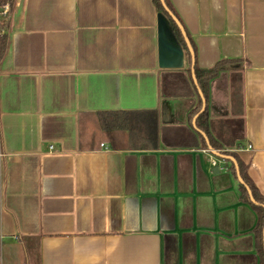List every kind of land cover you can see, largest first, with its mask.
Listing matches in <instances>:
<instances>
[{
  "label": "crops",
  "instance_id": "1",
  "mask_svg": "<svg viewBox=\"0 0 264 264\" xmlns=\"http://www.w3.org/2000/svg\"><path fill=\"white\" fill-rule=\"evenodd\" d=\"M8 3L0 264H261L234 164L190 113L192 66L235 62L202 95L207 132L264 198V0H164L192 50L179 68L158 65L152 0ZM152 110L156 143L104 133L96 116Z\"/></svg>",
  "mask_w": 264,
  "mask_h": 264
},
{
  "label": "trees",
  "instance_id": "2",
  "mask_svg": "<svg viewBox=\"0 0 264 264\" xmlns=\"http://www.w3.org/2000/svg\"><path fill=\"white\" fill-rule=\"evenodd\" d=\"M6 0H0V6L5 2ZM9 1V0H8ZM153 4L158 12L166 16L168 20L169 28L176 39L177 43L185 47V44L183 42V39L179 33L178 28L174 24V22L169 18L167 13L164 11L161 3L159 0H152ZM7 42H8V36L7 34L0 35V62L3 59L6 49H7ZM233 61H220L217 64H215L212 68L208 70H198L194 69V75L195 79L197 81L198 89L201 91L204 99L207 97L208 93V84L211 80L216 78L220 72L225 70L228 66L231 64H234ZM206 101V100H205ZM201 108V100H197V106L196 108L191 111L190 113V119L198 113V111ZM97 121L99 128L104 133H109L112 131H126L130 135L135 136L137 138H140L141 141H146L150 143H156L157 137H158V114L155 110L152 111H106V112H97ZM207 111L206 109L198 116L195 126L198 130L204 132L206 136H208V141L210 144V147L213 150L218 151V146L211 140V138L208 135L207 132ZM80 135H83V131H80ZM80 136V137H81ZM203 146H205V143L203 142ZM221 154H224L226 156H231L235 159L236 164L238 166L239 175L242 179L243 183L249 191L251 192V195L255 201L256 204H253L249 200L248 193L243 185H239V193H240V199L242 202L247 204L255 213L257 216V223H256V234L258 237L259 243H262V230L264 228V198L260 196L254 187V185L249 180L247 174H246V168L244 165L237 159V157L233 153L229 152H220ZM230 171L233 176H235V171L233 168V165L230 166ZM261 264H264V256L262 253L261 248Z\"/></svg>",
  "mask_w": 264,
  "mask_h": 264
},
{
  "label": "water",
  "instance_id": "3",
  "mask_svg": "<svg viewBox=\"0 0 264 264\" xmlns=\"http://www.w3.org/2000/svg\"><path fill=\"white\" fill-rule=\"evenodd\" d=\"M164 11L167 13L169 18L178 26V28L181 30L177 20L174 18V16L170 13L168 8L166 7L164 0H159ZM157 27H158V65L160 68H179L182 64V59H183V50L180 47V45L177 43L176 39L174 38L169 25H168V20L166 16L163 14L159 13L157 15ZM182 32V31H181ZM182 36L184 38L187 50L191 56H192V50L189 45L188 40L186 39L184 33L182 32ZM192 78L195 82V76H194V71H193V66H192ZM200 97L202 98L201 100V109L199 113L194 117V121L197 119V117L204 111L205 109V100L202 97V94L199 92ZM203 135V134H202ZM204 138L205 135H203ZM210 151L213 153L214 156L218 158H222L225 160H229L234 164L235 171H236V178L239 182V184L243 185L248 193L249 200L253 203L256 204L251 192L247 188V186L244 185L242 179L240 178L239 171L237 168V165L234 162V159L229 157V156H223L216 150H213L210 148ZM216 171V170H215ZM264 208V207H263ZM263 237H264V229H263Z\"/></svg>",
  "mask_w": 264,
  "mask_h": 264
},
{
  "label": "built area",
  "instance_id": "4",
  "mask_svg": "<svg viewBox=\"0 0 264 264\" xmlns=\"http://www.w3.org/2000/svg\"><path fill=\"white\" fill-rule=\"evenodd\" d=\"M0 16L5 18L7 17L8 13H9V3L8 0H6L1 6H0ZM210 151V150H209ZM211 152V151H210ZM212 166L216 165L215 161L211 162Z\"/></svg>",
  "mask_w": 264,
  "mask_h": 264
}]
</instances>
